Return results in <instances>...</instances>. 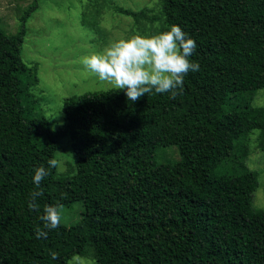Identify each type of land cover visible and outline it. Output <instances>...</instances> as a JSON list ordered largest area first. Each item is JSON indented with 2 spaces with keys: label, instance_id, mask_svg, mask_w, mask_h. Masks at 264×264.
<instances>
[{
  "label": "trees",
  "instance_id": "trees-1",
  "mask_svg": "<svg viewBox=\"0 0 264 264\" xmlns=\"http://www.w3.org/2000/svg\"><path fill=\"white\" fill-rule=\"evenodd\" d=\"M31 1L16 33L0 27V264L76 255L94 264H264V209L253 208L258 175L247 166L254 131L264 152V107L252 106L264 89V0H158L157 16L116 9L140 29L179 25L197 44L199 71L175 98L132 102L115 88L65 98L58 130L32 94L36 67L21 58ZM58 151L66 171L49 168L32 211L34 170ZM57 202L80 203L79 222L37 239L44 206Z\"/></svg>",
  "mask_w": 264,
  "mask_h": 264
},
{
  "label": "rangeland",
  "instance_id": "rangeland-1",
  "mask_svg": "<svg viewBox=\"0 0 264 264\" xmlns=\"http://www.w3.org/2000/svg\"><path fill=\"white\" fill-rule=\"evenodd\" d=\"M31 3V0H0V27L9 34L16 33ZM158 3V0H37L36 10L25 23L21 58L27 66L37 69L38 84L32 94L38 102V110L53 129L64 126L62 106L65 98L114 88L87 70L82 63L83 57L101 52L111 43L135 34L151 36L159 32V23L140 29L132 17L119 14L116 9L134 13L147 9L157 16ZM252 106L264 107V89L256 92ZM258 135L259 132L254 131L249 136L247 166L258 175L253 208L264 209V152L256 148ZM61 143L63 147L66 139L62 138ZM171 150L176 148H167L166 153ZM59 152L56 154L58 160L61 159ZM65 159L69 167L71 155L66 153ZM82 210L80 203L63 207L61 225L78 223ZM66 264H94V261L91 255H76Z\"/></svg>",
  "mask_w": 264,
  "mask_h": 264
},
{
  "label": "clouds",
  "instance_id": "clouds-1",
  "mask_svg": "<svg viewBox=\"0 0 264 264\" xmlns=\"http://www.w3.org/2000/svg\"><path fill=\"white\" fill-rule=\"evenodd\" d=\"M196 42L179 25H171L167 31L151 36L135 34L111 43L101 52H93L83 57L82 63L87 70L96 74L100 81L123 90L126 97L136 102L146 94L170 92L172 98L182 93L184 77L191 71H199L198 62L190 57L195 52ZM61 155L64 153L59 152ZM70 154V153H69ZM72 162L75 161L72 157ZM48 167L39 165L34 170L33 191L29 194L28 207L39 212L37 198L43 195L41 182L49 173V168L66 171L62 161L49 159ZM65 196L61 194V199ZM60 203L45 205L39 216L42 227L37 226V239L46 238L49 230L58 228L62 220ZM53 260L58 254L51 253Z\"/></svg>",
  "mask_w": 264,
  "mask_h": 264
}]
</instances>
